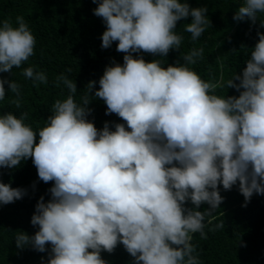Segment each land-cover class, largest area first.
Returning <instances> with one entry per match:
<instances>
[{
    "label": "clouds",
    "instance_id": "clouds-1",
    "mask_svg": "<svg viewBox=\"0 0 264 264\" xmlns=\"http://www.w3.org/2000/svg\"><path fill=\"white\" fill-rule=\"evenodd\" d=\"M92 2L106 25L101 47L118 42L116 51L126 54L122 66L106 67L95 98L106 104V115L116 114L126 125L117 123L112 131L105 122L98 130L87 119L96 81L77 104V85L63 74L55 84L69 94L54 102L38 143L25 124L26 112L0 116V168L14 169L31 158L39 179L54 182L51 200L40 197L31 218L39 230L31 237L17 231L16 247L44 253L51 244L47 264H107L101 252L112 253L118 244L134 264H201L192 234L207 239L204 221L223 203L219 186L230 191L238 183L246 202L254 193L264 195V33L257 32L242 75L226 82L239 96H218L210 93L222 85L189 67L203 57L202 48L181 53L184 63L167 68L161 60L133 57L179 51L183 37L175 29L188 17L184 31L196 41L209 24L207 7L181 0ZM258 13H264V0H243L234 19L255 25ZM16 24L0 22V73H12L34 55L36 39L24 17H16ZM22 75L34 85L48 83L33 67ZM5 84L16 96L10 103L20 109L22 86L0 79V101ZM25 195V189L0 182V205ZM189 201L195 209L210 207L201 212L185 207ZM224 227L221 221L210 231Z\"/></svg>",
    "mask_w": 264,
    "mask_h": 264
},
{
    "label": "trees",
    "instance_id": "trees-1",
    "mask_svg": "<svg viewBox=\"0 0 264 264\" xmlns=\"http://www.w3.org/2000/svg\"><path fill=\"white\" fill-rule=\"evenodd\" d=\"M184 2L191 8H208L209 24L202 36L193 41L191 34L184 31V25L192 22L188 17L178 21L175 29L176 34L183 37L179 51L172 49L166 57L144 52L133 53V57H142L146 62L161 60L162 66L167 68L176 66L178 60L180 64L184 63L181 53L188 54L192 49L202 48L203 57L189 67L205 81L222 85L210 94L238 97L239 93L228 89L226 82L235 74L242 75L246 68L251 50L259 40L257 32L264 33V28L260 27L264 13L257 14V23L253 25L247 18L234 19L243 0H181ZM97 7L98 4L92 0H0V22L8 19L15 28L18 27L16 17L22 16L36 39L34 55L28 61L20 68L14 67L12 73H0V79L14 80L22 86V107L16 109L10 103L16 99L15 94L11 93L8 84L4 85L6 95L0 101V116L12 113L19 118L22 112H26L25 124L37 133L36 143L39 142V130L46 126L48 117L52 115L54 102L66 99L69 94L63 84L59 87L55 84L56 77L62 74L76 83L74 99L77 104L82 103V97L87 93L86 85L96 81L90 94L93 98L89 97L92 111L87 119L98 130L103 129L105 122L109 123L112 131H115L117 123L126 125L116 114L106 115V104L95 98L106 67L122 66L126 55L116 51L118 42L108 49L101 47L106 25L102 18L94 15L93 10ZM27 67L44 72L48 83L34 85L32 80L22 75ZM69 68L71 73L67 72ZM0 182L27 192L14 203L0 205V264H47L51 244L46 245L44 253L30 245L21 250L16 247L15 236L17 231H23L31 237L39 230L38 226L31 224V218L40 197H44L45 203L51 200L48 190L54 182L44 183L39 179L31 158L14 169L0 168ZM219 191L223 203L204 221L207 239H201L199 233L192 234L191 243L196 246L201 264H264V195L254 193L250 202H246L239 192L238 183L230 191H225L221 184ZM185 207L195 209L190 201ZM209 207L202 204L195 210L203 212ZM221 221H224V228L210 231ZM101 258L107 264H134V258L122 244H118L112 253L101 252Z\"/></svg>",
    "mask_w": 264,
    "mask_h": 264
}]
</instances>
